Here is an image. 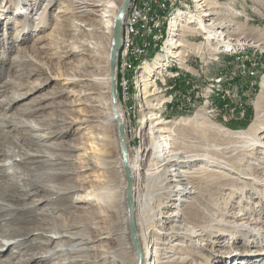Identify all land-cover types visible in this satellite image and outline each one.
<instances>
[{"label": "rangeland", "instance_id": "rangeland-1", "mask_svg": "<svg viewBox=\"0 0 264 264\" xmlns=\"http://www.w3.org/2000/svg\"><path fill=\"white\" fill-rule=\"evenodd\" d=\"M107 1L111 0H53L47 5V0H39L35 13L20 16L17 8L30 12V6L18 0H0V241L10 244H0V264H52L45 256L58 243L66 244V238L58 241L54 236L53 231L61 226H73L70 231L85 235H95L98 230L116 233L121 239L103 242L94 236L95 249L89 252V260L113 264L112 257L101 250L105 248L112 250L111 255L116 249L123 264H133L132 254L121 252L125 239L119 233L124 230L123 217L127 210L122 201L125 181L115 167L119 158L116 125L98 119L95 108L85 105L100 94L94 87L91 88L94 92L89 94L86 78L103 73L98 65L109 50L111 40V32L100 25L91 11L98 8L97 3ZM206 1L210 2L213 12L207 18L223 24L219 30L234 39L232 43L223 47L216 36L210 39L204 33L181 29L180 39L188 44L180 55L165 56L164 66L156 69L153 86L148 88L154 89V94L146 96L141 82L135 80L125 94L120 89L118 101L125 120L129 152L133 158L140 159L143 168L151 161L152 152L150 120L145 107L148 103L167 100L160 107L159 116L173 131L175 148L203 149L225 165L238 169L234 173L217 166L231 178L204 173L208 179L215 178L219 188L212 192L207 187L202 192L196 189L199 193L187 198L199 202V194L206 193L204 196L210 200L208 215L197 218L194 221L197 225L217 217L230 220L234 213H245L251 219L248 223L255 229L250 232L238 236L234 232L210 234L209 240L220 241L217 245L205 239L192 243L195 254L207 247L205 256L210 255V246L223 250L217 254H223L224 262L229 264L232 259L228 256L245 251V234L249 236V243L260 241V233L264 235V163L258 165L255 160L256 156L264 159V149L251 150L250 145L254 139L264 136V131H248L264 78V0ZM164 2L168 6L160 12L159 21H163L164 27L168 16L177 10L185 14L198 12L195 0ZM59 9L63 11L58 12ZM63 51L68 53L65 59ZM139 71L136 69L135 74ZM261 104L264 109V94ZM28 122L40 128L31 129L25 125ZM221 128L244 133H228ZM90 130L94 136L97 134L92 139L95 144L110 154L113 172L110 171L112 182L108 187L116 189L109 211L91 196L85 202L76 203L82 208L72 206L73 199L82 193L75 189L88 188L101 176L98 175L101 170H86L82 166L80 149L69 151L66 146H82L85 132ZM28 152L38 155L30 156ZM57 155L70 160L55 163L48 159ZM140 174L137 190L140 194L147 192L148 201L153 203L159 199L160 187L143 169ZM20 175L36 179L45 189ZM69 188L73 191L64 195L56 193ZM29 192L33 195H28ZM152 203L146 204V210L157 213ZM184 205L187 203L182 202L179 208ZM174 210V207L163 208L162 218ZM200 242L205 245L200 246ZM261 244L264 248V238Z\"/></svg>", "mask_w": 264, "mask_h": 264}, {"label": "bare ground", "instance_id": "bare-ground-1", "mask_svg": "<svg viewBox=\"0 0 264 264\" xmlns=\"http://www.w3.org/2000/svg\"><path fill=\"white\" fill-rule=\"evenodd\" d=\"M19 1H21V3L24 2V4L27 6H30V12L24 10L23 7H18L17 12L20 14V16H28V14L32 12L35 13L38 10L39 0H18V2ZM51 1L53 0H47V5L50 4ZM141 2H144V0H137V2L131 3L132 5L129 8V12L127 13L122 24L121 48L119 50L120 52L118 51L117 61H121V63H128V60H132V67H128L125 72V80L122 74H117V83L119 84L122 94H125V87H129V85H131V83L135 80L141 82V88L145 92L146 96L154 94V89L149 90L148 88L153 86L152 76H154L156 69L158 67L164 66L165 56L171 55L176 57L180 55L183 48L188 44L186 43L185 39H182V41L180 39L182 34H180L179 31L183 28L190 29L194 32L197 31L199 33H204L206 37L210 39L216 36L218 41H221L220 45L223 47L229 46L234 40L232 38H228L227 34H223V32L219 30V28L224 27L223 24L209 21L207 18L210 15H213V12L210 11L212 10L210 2L206 0H195L197 9L196 12L198 11L196 14H185L184 12L177 10L168 16L165 27L163 21H159L162 18L160 12H163L166 7L162 11H159V13L157 10L158 8H151L150 17L158 16L156 18L155 30L151 31V41H146L144 37H137L136 46L133 48V52H128L130 49V43L133 41L132 21L136 15H140L141 13ZM119 4L120 3L117 0H111L105 3H97L96 6H98V8L91 11L93 14H95L96 20L100 22V25L106 28L109 33L111 32L115 15L119 9ZM59 11L62 12L63 9H59L58 12ZM160 38H162V44L160 47H157L154 42H160ZM180 46L181 48H179ZM189 48L196 51V49L194 47L192 48V45L190 44ZM19 49L21 50V48ZM150 50L156 51L153 57H150ZM63 53L64 55L62 57L65 59L68 53L67 51H63ZM169 65L170 64H168V66ZM108 66L109 50L105 53L102 60L100 61V64L98 65V69L102 70L103 73L91 75L86 78L87 86L90 89L89 94L94 92L91 91L92 87L97 88V92L100 94L94 95L92 100L88 103H85V105L95 108L94 112H97L96 116L98 119L114 122L116 125V122L113 120V113L110 104V76ZM168 66L165 67V70ZM136 69H140L138 74H135ZM151 72L152 74L149 75ZM65 80H67V78ZM260 88V93L254 103L255 117L248 127V131H250V133L259 132L261 130L264 131V109L261 104L262 94H264V78L261 81ZM166 101L167 100H162L156 103H148L145 107L147 109V114L149 115L148 119L150 120L149 135L152 149L151 161L146 168H143L144 164H141L142 162H140V159H137L136 157L133 158L131 156L126 133L128 166L133 178L135 235L140 255L137 253L133 245L128 228L129 214L126 204L127 184L119 147V158L115 167L120 172L125 181V185H122V190H125V197L124 195L122 196V201L126 204L127 210V213L123 217L124 230L119 233V235L125 239V246L121 248V252H128L132 254L133 264H227L224 262L223 257L225 256H223V254H217V252H222L223 250L217 251L215 246H210L208 248V253L210 255L205 256L204 252L207 251V247L202 248L200 252L195 254L192 243H197L196 240L198 239H205V241L209 242L210 244L215 243V245H217L220 243V241L209 240L210 234L216 233V236H218L219 234L224 235L229 232H234L236 233V236H238V234L241 235L243 232H250L255 228H251L249 225V216H244L246 215L245 213H234L230 215V217L232 216L233 218L230 220L224 219L225 221H222V218L217 217L210 221H206L205 224L197 225L194 224V221L196 222L197 218L201 217V215H208V209L211 205L210 200L208 197L204 196L206 193L199 194V202L192 200L190 201L187 198H189L190 194L197 195L199 192L196 189L202 192L206 187L209 191L217 190L219 188L218 186H220V183L215 180V178L208 179L205 177L206 175L204 176V173H219L228 178L229 176L221 172L217 166L220 165L221 167H224L234 173H238L236 171L238 169L233 165H225V162L209 155L203 149L198 150L192 148L193 150H189L175 148V140L172 138L174 136L172 135L171 137L173 131L167 125L168 122L162 120L159 116V109ZM118 111L125 125V120L121 114L119 104ZM83 121L84 120H80L82 123ZM25 125L29 126L31 129L40 128L33 122H28ZM223 130L227 131L228 133H244L243 131H229L227 129ZM250 133L248 134L250 135ZM93 134L94 133L92 130L86 131L85 141L81 142L82 146L80 147H77L74 144L66 145L69 151L80 149L81 153L79 155L81 157L82 166L85 167L86 170H101V172L98 174L101 176L99 177L98 182H96L94 185L90 184L88 188L75 189L82 190V193L78 194L76 199H73L72 206L76 208H82L79 205L76 206V203L83 201L85 202V198L91 196L92 200L98 201V204L101 205V208L109 211L112 202L113 191L116 189L115 186L108 187L109 182H112L110 171L111 173L113 172V167L109 152L105 148H100L95 144L92 139L97 138V134H95L96 136ZM38 137L39 136H36V138ZM38 140L40 139L38 138ZM250 145L252 146L251 150H254L257 147L264 149V136L254 139L253 143ZM256 153L259 152L257 151ZM26 154L30 156L38 155L30 152ZM49 158L50 160L55 161V163L62 160H70L67 157H62L59 155L56 157L48 156V159ZM255 160L258 161V165L264 163V159L260 160L257 156L255 157ZM195 162L198 163L194 164L196 166L191 168ZM142 169L144 170V173L151 175L153 181H155L156 185L160 187L157 192V195L159 194V199L153 201L158 210L157 213L155 211L146 210V204L148 203L150 205L152 201H148L147 192L140 194L137 190V183L140 180V171ZM20 178L28 181L31 184L36 183L37 186L45 189L43 185L38 184L36 179H33L30 176L28 177L20 175ZM218 180L220 181L222 178H218ZM71 191H73V189L69 188L56 193L64 195ZM28 195H33V193L29 192ZM46 199L47 198H43L41 200L45 201ZM182 202H186L187 205L179 208V205ZM171 207H174L175 210L167 213L166 216L162 218L163 215H165L162 209L166 208L169 210ZM203 218L205 219L207 217ZM241 218L247 219L245 222H241L239 221ZM73 228V226H61L57 227L56 230L53 231L54 236H56L58 241H61V237L66 238V244L58 243L56 247H54L52 251H49L48 255L45 256L47 260L53 261L52 264H87L88 262H90L89 264H105L107 263L105 260H97L92 262L88 258L89 252L95 249V246L92 244L95 241L94 236H96L97 239L103 240V242L110 241L114 238L121 239L118 235H116V233L113 234L108 231L98 230L97 232L95 231L97 233L95 235H85L70 231ZM94 228L99 229L100 227L96 226ZM102 234L106 235L101 237ZM256 235H258V231H256ZM246 236L247 235L245 234V251L234 253V256L232 257L228 256L227 258L232 259V262L229 264H264V248L261 246L264 235L260 233L258 235V237H260V241H252L251 243H249V236ZM0 244L10 245L6 241H0ZM40 244L42 243L40 242ZM203 244L204 242H200V246ZM101 250H103L106 255H110L112 257L113 264H123V260L118 258V252L116 249L113 250L112 255L111 249L103 248Z\"/></svg>", "mask_w": 264, "mask_h": 264}, {"label": "water", "instance_id": "water-1", "mask_svg": "<svg viewBox=\"0 0 264 264\" xmlns=\"http://www.w3.org/2000/svg\"><path fill=\"white\" fill-rule=\"evenodd\" d=\"M133 0H122L119 9L115 15L113 26L111 29V44L109 48V95H110V104L111 110L113 113V120L116 122L117 128V138L119 142L121 159L124 166V175L127 184L126 190V204L128 209V228L131 240L133 245L140 255L137 239L135 235V224H134V207H133V178L128 166V147L126 143V129L123 123V120L118 111V90H117V73H116V62L118 51L121 48V34H122V24L124 19L126 18L127 13L129 12V8L132 5ZM118 103V104H117Z\"/></svg>", "mask_w": 264, "mask_h": 264}, {"label": "built area", "instance_id": "built-area-1", "mask_svg": "<svg viewBox=\"0 0 264 264\" xmlns=\"http://www.w3.org/2000/svg\"><path fill=\"white\" fill-rule=\"evenodd\" d=\"M132 2H137L133 0ZM168 4L164 0H144L141 2V13L136 15L132 21L133 28V41L130 43V49L128 52H133V48L136 46L137 37H144L146 41H151V31L155 30L156 18L150 17V9L158 8L159 11H162ZM157 47H160L162 44V38L160 42H154ZM127 56V54H126ZM128 67H132V60H128V63H121V61L116 62V73L122 74L125 80V72ZM129 91V87H125V93Z\"/></svg>", "mask_w": 264, "mask_h": 264}, {"label": "trees", "instance_id": "trees-1", "mask_svg": "<svg viewBox=\"0 0 264 264\" xmlns=\"http://www.w3.org/2000/svg\"><path fill=\"white\" fill-rule=\"evenodd\" d=\"M153 55H154V53H153V51H151L150 57H152ZM117 89H118V92H119V95H120L121 93H120V87H119V85L117 86ZM249 118H250V114H248L247 119H249Z\"/></svg>", "mask_w": 264, "mask_h": 264}]
</instances>
